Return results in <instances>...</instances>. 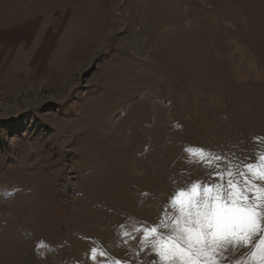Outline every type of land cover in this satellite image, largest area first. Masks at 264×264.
Masks as SVG:
<instances>
[{"label":"rangeland","instance_id":"1","mask_svg":"<svg viewBox=\"0 0 264 264\" xmlns=\"http://www.w3.org/2000/svg\"><path fill=\"white\" fill-rule=\"evenodd\" d=\"M197 148L264 153V0H0V264H154Z\"/></svg>","mask_w":264,"mask_h":264},{"label":"snow or ice","instance_id":"2","mask_svg":"<svg viewBox=\"0 0 264 264\" xmlns=\"http://www.w3.org/2000/svg\"><path fill=\"white\" fill-rule=\"evenodd\" d=\"M197 151L203 156L189 154V162L211 168L214 161L218 182L193 181L173 190L160 221L147 229L154 264H228L229 253L246 255L238 264H264V153L252 163L224 167L220 162L226 157ZM144 240L141 235L142 245Z\"/></svg>","mask_w":264,"mask_h":264}]
</instances>
